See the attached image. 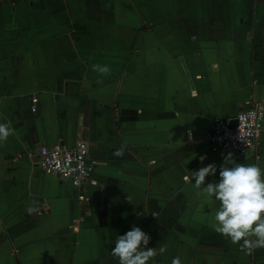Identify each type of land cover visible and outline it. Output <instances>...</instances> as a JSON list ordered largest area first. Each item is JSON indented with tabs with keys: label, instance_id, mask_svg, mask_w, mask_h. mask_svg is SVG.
I'll return each instance as SVG.
<instances>
[{
	"label": "crops",
	"instance_id": "crops-1",
	"mask_svg": "<svg viewBox=\"0 0 264 264\" xmlns=\"http://www.w3.org/2000/svg\"><path fill=\"white\" fill-rule=\"evenodd\" d=\"M94 64L111 69L102 83ZM262 100L264 0H0V123L13 129L0 143V264H118L111 249L133 226L167 245L149 264H264V249L214 231L219 202L184 180L214 163L205 186L218 182L232 152L209 153L201 132ZM78 139L91 185L25 156ZM232 154L264 169V123L254 151Z\"/></svg>",
	"mask_w": 264,
	"mask_h": 264
},
{
	"label": "clouds",
	"instance_id": "clouds-1",
	"mask_svg": "<svg viewBox=\"0 0 264 264\" xmlns=\"http://www.w3.org/2000/svg\"><path fill=\"white\" fill-rule=\"evenodd\" d=\"M92 71L98 73L97 83L111 74L108 65L94 64ZM13 134L8 123H0V143L7 141ZM126 145H121L113 152L115 157H123ZM203 160V158H201ZM217 166L210 163L192 175L185 174V181L195 180L194 187L210 202H219L214 213V231L239 244L240 250L251 254L254 250L264 249V169L258 164L237 163L232 153L224 156L220 165L218 182H209L205 186L206 177L215 175ZM214 198V199H213ZM150 235L139 226L116 238L111 256L118 264H149L157 255L167 251V245L159 249L148 247ZM171 264H182L180 256L173 257Z\"/></svg>",
	"mask_w": 264,
	"mask_h": 264
},
{
	"label": "built area",
	"instance_id": "built-area-1",
	"mask_svg": "<svg viewBox=\"0 0 264 264\" xmlns=\"http://www.w3.org/2000/svg\"><path fill=\"white\" fill-rule=\"evenodd\" d=\"M36 101V96L30 97L31 112L36 110ZM263 123L264 100L240 109L231 116H213L201 132V138L209 153L232 152L241 155L257 148ZM187 135H190V131H187ZM87 155L88 144L82 139L68 147L55 143L38 145L35 149L25 152V156L42 172L56 175L72 186L85 182L94 184L91 179L93 165ZM79 199L82 200V196H79Z\"/></svg>",
	"mask_w": 264,
	"mask_h": 264
},
{
	"label": "water",
	"instance_id": "water-1",
	"mask_svg": "<svg viewBox=\"0 0 264 264\" xmlns=\"http://www.w3.org/2000/svg\"><path fill=\"white\" fill-rule=\"evenodd\" d=\"M234 124H235V121L233 120V121H232V125H234Z\"/></svg>",
	"mask_w": 264,
	"mask_h": 264
}]
</instances>
